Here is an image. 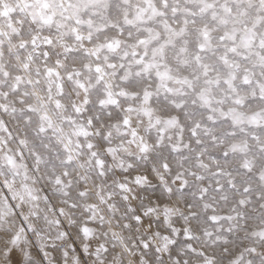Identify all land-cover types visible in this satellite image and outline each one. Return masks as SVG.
<instances>
[{
    "label": "snow or ice",
    "instance_id": "1",
    "mask_svg": "<svg viewBox=\"0 0 264 264\" xmlns=\"http://www.w3.org/2000/svg\"><path fill=\"white\" fill-rule=\"evenodd\" d=\"M0 264H264V0H0Z\"/></svg>",
    "mask_w": 264,
    "mask_h": 264
}]
</instances>
